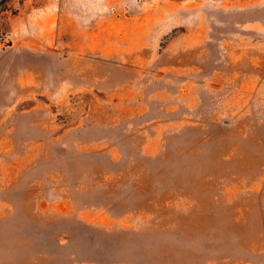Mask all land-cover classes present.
<instances>
[{
    "label": "rangeland",
    "instance_id": "rangeland-1",
    "mask_svg": "<svg viewBox=\"0 0 264 264\" xmlns=\"http://www.w3.org/2000/svg\"><path fill=\"white\" fill-rule=\"evenodd\" d=\"M0 264H264V0H9Z\"/></svg>",
    "mask_w": 264,
    "mask_h": 264
},
{
    "label": "trees",
    "instance_id": "trees-1",
    "mask_svg": "<svg viewBox=\"0 0 264 264\" xmlns=\"http://www.w3.org/2000/svg\"><path fill=\"white\" fill-rule=\"evenodd\" d=\"M8 2L9 0H0V36L3 33V26H2V15L8 9Z\"/></svg>",
    "mask_w": 264,
    "mask_h": 264
}]
</instances>
